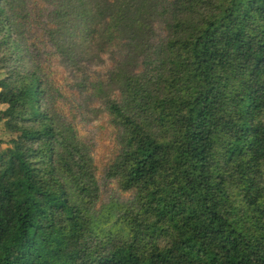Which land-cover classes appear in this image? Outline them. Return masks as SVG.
Listing matches in <instances>:
<instances>
[{"label": "trees", "instance_id": "16d2710c", "mask_svg": "<svg viewBox=\"0 0 264 264\" xmlns=\"http://www.w3.org/2000/svg\"><path fill=\"white\" fill-rule=\"evenodd\" d=\"M0 71V264H264V0H0Z\"/></svg>", "mask_w": 264, "mask_h": 264}, {"label": "rangeland", "instance_id": "374dc122", "mask_svg": "<svg viewBox=\"0 0 264 264\" xmlns=\"http://www.w3.org/2000/svg\"><path fill=\"white\" fill-rule=\"evenodd\" d=\"M4 77V74L2 71H0V80H2V78ZM5 109V106L0 105V112H2ZM2 127V122L0 119V129ZM1 134V132H0ZM107 158V154H106V150H105V146H102V144L100 145V147L97 150V155H96V159L98 161V163L100 165L103 164V162L106 160Z\"/></svg>", "mask_w": 264, "mask_h": 264}]
</instances>
